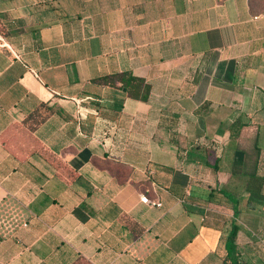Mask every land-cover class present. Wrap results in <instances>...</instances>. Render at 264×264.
I'll return each instance as SVG.
<instances>
[{"label":"crops","instance_id":"obj_1","mask_svg":"<svg viewBox=\"0 0 264 264\" xmlns=\"http://www.w3.org/2000/svg\"><path fill=\"white\" fill-rule=\"evenodd\" d=\"M232 224L264 264V12L0 0V264H221Z\"/></svg>","mask_w":264,"mask_h":264},{"label":"trees","instance_id":"obj_2","mask_svg":"<svg viewBox=\"0 0 264 264\" xmlns=\"http://www.w3.org/2000/svg\"><path fill=\"white\" fill-rule=\"evenodd\" d=\"M249 8L254 13L264 12V0H248ZM97 82L114 86L117 83L127 88L131 97L139 100H146L149 87L142 79L131 76L130 74L108 75L97 79ZM42 111V112H41ZM49 114V110L40 105L31 111L24 119L25 123H29L33 128L40 122H43ZM237 226L232 224L226 236L225 248L226 256L222 259L221 264H246L240 257L235 254V239L237 235Z\"/></svg>","mask_w":264,"mask_h":264},{"label":"built area","instance_id":"obj_3","mask_svg":"<svg viewBox=\"0 0 264 264\" xmlns=\"http://www.w3.org/2000/svg\"><path fill=\"white\" fill-rule=\"evenodd\" d=\"M140 201L150 207H159L161 203L158 200L149 199L146 196L140 197Z\"/></svg>","mask_w":264,"mask_h":264}]
</instances>
